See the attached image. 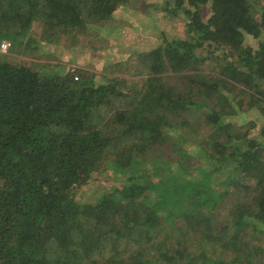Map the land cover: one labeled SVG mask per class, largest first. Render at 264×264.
Listing matches in <instances>:
<instances>
[{
    "label": "trees",
    "instance_id": "16d2710c",
    "mask_svg": "<svg viewBox=\"0 0 264 264\" xmlns=\"http://www.w3.org/2000/svg\"><path fill=\"white\" fill-rule=\"evenodd\" d=\"M127 2L0 0V41L100 25ZM162 12L184 17L183 37L133 53L125 69L141 84L0 60V264H264V125L251 136L253 122L228 121L264 114V0H167ZM209 63L220 73L204 75ZM121 86L138 98L129 110L116 108ZM195 124L198 177L181 153ZM162 134L177 161L107 156L120 136L151 147Z\"/></svg>",
    "mask_w": 264,
    "mask_h": 264
},
{
    "label": "rangeland",
    "instance_id": "374dc122",
    "mask_svg": "<svg viewBox=\"0 0 264 264\" xmlns=\"http://www.w3.org/2000/svg\"><path fill=\"white\" fill-rule=\"evenodd\" d=\"M166 2L167 0H129L100 25L87 23L85 28L77 29L68 26L64 31L57 29L45 33V30L40 28L41 31L33 34L25 45H13L7 40L0 41V44H11V50L8 53L0 52V60H11L26 66L33 65L38 67L37 70L40 73L46 75L68 73L79 77L95 72L97 77L115 76L131 79L136 84H141L140 77H129L125 69V62L133 58V53L149 52L158 47L165 39L169 41L170 38L183 37L186 20L183 16L174 18L163 13L162 5ZM260 7L262 6L260 5ZM206 14L207 10L204 11L203 17ZM147 20L148 23H146ZM34 36L36 37L34 38ZM30 42H32L31 45H29ZM137 60V57L133 58L134 62L132 63L136 64ZM202 67L204 75L213 77L220 73L222 64L215 66L213 63H209ZM96 81L99 82L98 79ZM121 88L123 93L122 97H119L120 99L115 100L116 108L117 110H129L130 103L134 104L138 98L134 95L131 86H121ZM228 121L235 126L253 122L255 127L251 130V136H256L259 128L264 125V114L254 110L249 114L230 117ZM199 127L201 126L195 124L192 129L183 128L184 132L189 133L181 151L182 161H186L185 173L188 175L193 173L196 177H198L196 166L201 159H204L202 155H199V146L193 139L196 135L202 134ZM173 131L171 128L170 135ZM174 134L177 136L179 133L177 131ZM160 136V145L155 144L151 147L146 146L147 143L144 142L143 137L120 136L113 141L112 146L106 152L107 156H114L115 159L116 156L119 157L122 165L131 156L138 159L147 157L148 160L162 156L177 161L180 156L174 152L172 147L174 141L163 134ZM115 174L113 172L110 177H114ZM118 175L116 176L119 177ZM215 175L216 183L221 175ZM111 178L101 181L106 190L110 192L113 190ZM123 181L124 178H121L117 182ZM225 206L226 203L217 204L218 208L215 213L219 218L217 223L215 221L210 226L212 232H217L221 228L223 217L225 218L227 215Z\"/></svg>",
    "mask_w": 264,
    "mask_h": 264
},
{
    "label": "built area",
    "instance_id": "2783aa9c",
    "mask_svg": "<svg viewBox=\"0 0 264 264\" xmlns=\"http://www.w3.org/2000/svg\"><path fill=\"white\" fill-rule=\"evenodd\" d=\"M10 50H11V44L10 43H1L0 44V52L8 53Z\"/></svg>",
    "mask_w": 264,
    "mask_h": 264
}]
</instances>
